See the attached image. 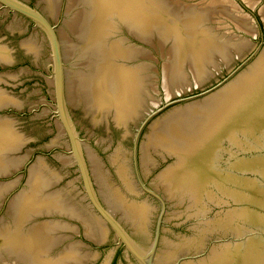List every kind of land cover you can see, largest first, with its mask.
<instances>
[{"label":"water","instance_id":"obj_1","mask_svg":"<svg viewBox=\"0 0 264 264\" xmlns=\"http://www.w3.org/2000/svg\"><path fill=\"white\" fill-rule=\"evenodd\" d=\"M0 264H264V0H0Z\"/></svg>","mask_w":264,"mask_h":264}]
</instances>
